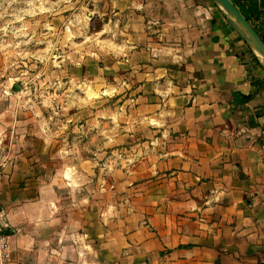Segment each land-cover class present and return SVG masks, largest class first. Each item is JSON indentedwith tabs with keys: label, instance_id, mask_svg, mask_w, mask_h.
I'll return each instance as SVG.
<instances>
[{
	"label": "crops",
	"instance_id": "crops-1",
	"mask_svg": "<svg viewBox=\"0 0 264 264\" xmlns=\"http://www.w3.org/2000/svg\"><path fill=\"white\" fill-rule=\"evenodd\" d=\"M86 1L96 96L63 107L67 136L0 96V264H264L260 59L213 0ZM97 159L77 202L73 162Z\"/></svg>",
	"mask_w": 264,
	"mask_h": 264
},
{
	"label": "rangeland",
	"instance_id": "rangeland-1",
	"mask_svg": "<svg viewBox=\"0 0 264 264\" xmlns=\"http://www.w3.org/2000/svg\"><path fill=\"white\" fill-rule=\"evenodd\" d=\"M86 7V0H0V96L7 90L23 91V97L17 102L20 104L22 100L34 112L42 111L49 129L59 122L57 128L64 129L65 137L63 107L73 100L78 111L85 95L93 99L96 96L93 92H84L83 75L88 68L95 74L99 67L95 59L91 65L83 62L92 48L89 44L92 23L84 15ZM93 45L99 51L100 45ZM76 134L78 149L83 152L86 150L83 134L78 131ZM73 163L76 175L70 189L75 193L70 197L77 202L88 200L86 186L90 184V190L96 191L93 200H98V174L110 165L115 166V162L97 159ZM67 195L63 194L62 200Z\"/></svg>",
	"mask_w": 264,
	"mask_h": 264
},
{
	"label": "water",
	"instance_id": "water-1",
	"mask_svg": "<svg viewBox=\"0 0 264 264\" xmlns=\"http://www.w3.org/2000/svg\"><path fill=\"white\" fill-rule=\"evenodd\" d=\"M230 18L241 32L248 45L264 65V40L251 22L239 10L232 0H213ZM225 8L229 9L226 11ZM6 232V231H5Z\"/></svg>",
	"mask_w": 264,
	"mask_h": 264
},
{
	"label": "trees",
	"instance_id": "trees-1",
	"mask_svg": "<svg viewBox=\"0 0 264 264\" xmlns=\"http://www.w3.org/2000/svg\"><path fill=\"white\" fill-rule=\"evenodd\" d=\"M252 3V7L251 10L248 11L242 4H238V2H235V4L237 5V7L239 8V10L244 14V16L251 21L250 19V13L252 12V14H255L258 16L259 11H258V7H257V3L255 0L251 1ZM263 6H264V2H263Z\"/></svg>",
	"mask_w": 264,
	"mask_h": 264
},
{
	"label": "built area",
	"instance_id": "built-area-1",
	"mask_svg": "<svg viewBox=\"0 0 264 264\" xmlns=\"http://www.w3.org/2000/svg\"><path fill=\"white\" fill-rule=\"evenodd\" d=\"M6 167V162H4L3 160H2V158L0 157V177H1V175H2V172H3V169ZM1 228H0V243H3V244H5L4 243V241H3V236H1Z\"/></svg>",
	"mask_w": 264,
	"mask_h": 264
},
{
	"label": "bare ground",
	"instance_id": "bare-ground-1",
	"mask_svg": "<svg viewBox=\"0 0 264 264\" xmlns=\"http://www.w3.org/2000/svg\"><path fill=\"white\" fill-rule=\"evenodd\" d=\"M226 11H229V9L225 8Z\"/></svg>",
	"mask_w": 264,
	"mask_h": 264
}]
</instances>
